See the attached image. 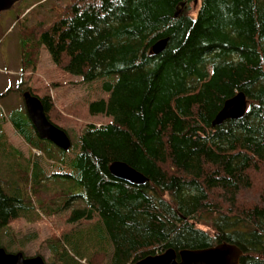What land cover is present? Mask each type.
<instances>
[{
    "label": "trees",
    "instance_id": "trees-1",
    "mask_svg": "<svg viewBox=\"0 0 264 264\" xmlns=\"http://www.w3.org/2000/svg\"><path fill=\"white\" fill-rule=\"evenodd\" d=\"M48 1L31 0L18 16L22 72L36 69L45 48L83 82L117 75L103 83L107 99L89 104L111 120L87 124L62 151L38 138L25 113L11 115L25 143L63 170L45 174L27 161L26 198L8 194L0 177V230L36 208L69 210L65 223L76 227L46 240L49 264H133L218 243L241 250L238 264H264V0H65L54 20ZM160 38L165 48L151 54ZM25 90L63 129L50 118V95L17 87ZM238 92L245 114L212 127ZM113 161L149 181L112 176Z\"/></svg>",
    "mask_w": 264,
    "mask_h": 264
},
{
    "label": "rangeland",
    "instance_id": "rangeland-1",
    "mask_svg": "<svg viewBox=\"0 0 264 264\" xmlns=\"http://www.w3.org/2000/svg\"><path fill=\"white\" fill-rule=\"evenodd\" d=\"M30 3L31 0H19L9 9L0 11V177L3 180L2 187L8 194L19 193L23 198H26V185L21 181L19 171L26 168L27 161L29 164L38 163L45 174L60 172L63 169L58 167V159L55 158L52 163L42 153H38L39 151H33L14 131L10 122L11 115L25 113L23 99L17 87L29 86L38 96L49 94L53 101L51 120L63 128L70 141L75 142L87 124L104 125L111 120L106 116L91 114L89 104L100 99L106 100L109 93L103 89V83L114 82L117 78V75H110L91 82H83L80 76L56 67L45 48L41 49L36 69L22 72L21 26L18 16ZM65 3V0H60L59 3L56 0H49L46 3L45 9L57 5L51 19L58 18ZM198 4L199 2H195L189 5L192 15ZM70 154L72 153L69 152L68 155ZM74 205H70L69 209ZM68 211L45 216L36 208L35 214H31L29 219L19 217L13 220L0 230V247L9 253L21 251L27 257L40 255L45 263L49 264L50 252L46 240L53 234L59 236L76 227L65 223ZM83 226L86 224L80 227ZM110 250L111 247L104 257L105 263L109 261Z\"/></svg>",
    "mask_w": 264,
    "mask_h": 264
},
{
    "label": "water",
    "instance_id": "water-1",
    "mask_svg": "<svg viewBox=\"0 0 264 264\" xmlns=\"http://www.w3.org/2000/svg\"><path fill=\"white\" fill-rule=\"evenodd\" d=\"M18 1L0 0V11L9 9ZM183 5L182 3L180 7ZM179 12L176 11L175 16ZM166 43V38L156 40L151 45L149 52L154 55L159 54L165 48ZM22 99L26 116L38 138L48 141L62 151L70 149L69 136L63 129L49 121L40 99L28 91L22 93ZM246 109L245 95L238 92L223 103L221 109L213 118L211 126L220 125L228 119H239L245 114ZM108 170L112 176L130 184L144 185L149 181L145 175L123 161L111 162ZM241 255L242 252L237 246L229 243H218L205 248H184L177 252L172 248H168L163 252L144 256L133 264H238ZM0 264H45V261L40 255L27 257L20 251L9 253L0 247Z\"/></svg>",
    "mask_w": 264,
    "mask_h": 264
}]
</instances>
